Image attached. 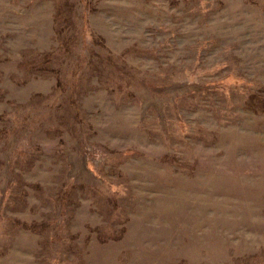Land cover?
<instances>
[{
    "label": "rangeland",
    "instance_id": "1",
    "mask_svg": "<svg viewBox=\"0 0 264 264\" xmlns=\"http://www.w3.org/2000/svg\"><path fill=\"white\" fill-rule=\"evenodd\" d=\"M0 264H264V0H0Z\"/></svg>",
    "mask_w": 264,
    "mask_h": 264
}]
</instances>
